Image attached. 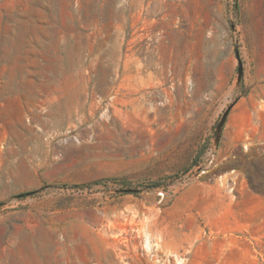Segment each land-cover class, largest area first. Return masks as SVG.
Listing matches in <instances>:
<instances>
[{
    "label": "rangeland",
    "instance_id": "rangeland-1",
    "mask_svg": "<svg viewBox=\"0 0 264 264\" xmlns=\"http://www.w3.org/2000/svg\"><path fill=\"white\" fill-rule=\"evenodd\" d=\"M263 113L264 0H0V264H264Z\"/></svg>",
    "mask_w": 264,
    "mask_h": 264
},
{
    "label": "crops",
    "instance_id": "crops-1",
    "mask_svg": "<svg viewBox=\"0 0 264 264\" xmlns=\"http://www.w3.org/2000/svg\"><path fill=\"white\" fill-rule=\"evenodd\" d=\"M262 116L263 119H261V121H259L257 125L249 124L248 126L240 127L237 123L235 124V126H230V129L233 132V134H235L236 136L238 135L239 136L238 138H241L240 139L241 142H244L243 139L248 138L249 143L256 145L258 151L264 154V113ZM233 144H238V143L237 141H235ZM233 144L230 141L228 144H226V146H232Z\"/></svg>",
    "mask_w": 264,
    "mask_h": 264
},
{
    "label": "bare ground",
    "instance_id": "bare-ground-1",
    "mask_svg": "<svg viewBox=\"0 0 264 264\" xmlns=\"http://www.w3.org/2000/svg\"><path fill=\"white\" fill-rule=\"evenodd\" d=\"M142 7V6H141ZM136 8V7H135ZM141 9V8H140ZM64 101V100H63ZM58 103V102H57ZM147 243V242H146Z\"/></svg>",
    "mask_w": 264,
    "mask_h": 264
},
{
    "label": "trees",
    "instance_id": "trees-1",
    "mask_svg": "<svg viewBox=\"0 0 264 264\" xmlns=\"http://www.w3.org/2000/svg\"><path fill=\"white\" fill-rule=\"evenodd\" d=\"M77 187V186H76Z\"/></svg>",
    "mask_w": 264,
    "mask_h": 264
}]
</instances>
